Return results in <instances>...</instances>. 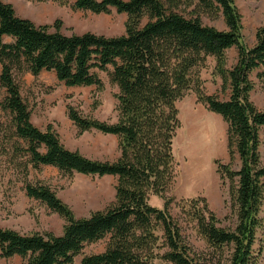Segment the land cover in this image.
Listing matches in <instances>:
<instances>
[{
    "label": "trees",
    "instance_id": "16d2710c",
    "mask_svg": "<svg viewBox=\"0 0 264 264\" xmlns=\"http://www.w3.org/2000/svg\"><path fill=\"white\" fill-rule=\"evenodd\" d=\"M72 7L94 14H110L112 9L126 14L125 33L69 36L62 32L61 21L54 26L36 25L0 0V83L7 95L2 108L11 118V149L18 154L24 172L26 195L65 221L60 235H23L0 227V257H20L26 264H74L87 245L108 239L103 253L85 256L81 264H153L155 260L258 264L261 253L254 246L264 230V108L259 109L251 99L256 86L251 76L258 72V79L264 82V21L256 32L255 45L247 47L234 0H74ZM219 14L224 30L206 26L200 18ZM233 48L238 58L229 69L227 52ZM209 58L215 60L214 73L230 93L227 100L204 90L202 71ZM15 71L36 78L52 72L67 87L100 90L104 84L99 74L109 72L111 83L119 89L115 96L117 122L84 117L73 107L67 112L80 134L95 131L116 136L120 157L113 162L90 159L68 149L52 127L38 128ZM191 91L228 125L230 163H216L228 189L226 203L233 226L222 227L204 197L176 203L186 223L206 243L207 254L196 253L188 244L181 222L171 213L174 200L166 196L177 178L178 102ZM236 160L240 166L234 168ZM43 167L56 168L70 178L75 174L114 176L115 201L103 211L77 219L51 187L28 180L31 170ZM151 196L162 198L164 207L151 205Z\"/></svg>",
    "mask_w": 264,
    "mask_h": 264
},
{
    "label": "rangeland",
    "instance_id": "374dc122",
    "mask_svg": "<svg viewBox=\"0 0 264 264\" xmlns=\"http://www.w3.org/2000/svg\"><path fill=\"white\" fill-rule=\"evenodd\" d=\"M13 5L19 17L29 19L36 25L54 26L62 22V32L66 35L92 32L107 37H116L125 33L126 14L112 9L110 14H94L88 11L74 10V0L60 4L54 0H4ZM242 16V41L247 47L256 43V32L264 21V0H234ZM188 13L192 8L188 9ZM187 13V14H188ZM206 26L225 29L221 14L202 15ZM54 29H52L53 31ZM6 42H12L6 38ZM238 52L233 48L227 52V68L236 64ZM216 62L208 59L207 67L202 71L204 90L222 100L229 98V91L223 89V81L215 74ZM113 69L109 68V72ZM109 72L100 73L103 81L102 90L97 87H67L59 82L52 72H44L34 77L29 72L15 71L21 93L29 106L32 122L41 130L52 127L61 142L70 150L102 162H113L120 157L118 138L92 131L80 134L76 125L68 117V107L75 108L82 116L95 118L107 123L117 122L116 95L118 87L111 83ZM19 73V74H18ZM254 72L251 79L255 90L251 99L255 105L264 108V82ZM6 90L0 83V227L14 230L23 235L52 232L60 235L65 221L43 203L29 198L25 192L24 172L19 166L18 154L11 149L12 131L10 116L3 108ZM181 127L174 139L177 178L171 190L166 194L173 198L171 208L173 216L181 222L183 235L196 253H209L206 243L189 226L180 208L176 205L181 199L204 197L210 208L217 214L222 227L233 226L230 205L227 202L228 189L223 185L217 171V161L230 163L228 150V125L219 115L211 112L198 101L191 91L178 102ZM10 137L7 141L6 138ZM262 159L264 162V128L261 130ZM240 166L239 160L233 164ZM192 177V178H191ZM28 180L32 184L48 185L60 199L70 207L77 219L88 218L92 213L107 209L115 201L117 178L114 176L98 177L75 174L64 176L56 168L43 167L41 171H30ZM150 204L164 207V200L157 196L150 197ZM264 217V212L262 213ZM254 246L260 254L258 264H264V230L257 235ZM108 239L87 245L75 258L74 264H81L85 256L103 253ZM0 264H26L20 257L3 259ZM153 264H170L155 260Z\"/></svg>",
    "mask_w": 264,
    "mask_h": 264
},
{
    "label": "bare ground",
    "instance_id": "6f19581e",
    "mask_svg": "<svg viewBox=\"0 0 264 264\" xmlns=\"http://www.w3.org/2000/svg\"><path fill=\"white\" fill-rule=\"evenodd\" d=\"M192 178V177H191Z\"/></svg>",
    "mask_w": 264,
    "mask_h": 264
},
{
    "label": "crops",
    "instance_id": "0c3cea01",
    "mask_svg": "<svg viewBox=\"0 0 264 264\" xmlns=\"http://www.w3.org/2000/svg\"><path fill=\"white\" fill-rule=\"evenodd\" d=\"M226 29V28H225Z\"/></svg>",
    "mask_w": 264,
    "mask_h": 264
}]
</instances>
